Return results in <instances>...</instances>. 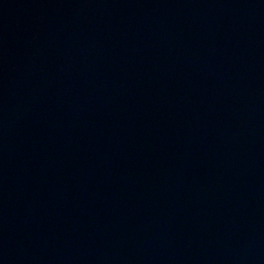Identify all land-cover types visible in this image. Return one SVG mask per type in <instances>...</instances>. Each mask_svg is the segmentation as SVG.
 I'll list each match as a JSON object with an SVG mask.
<instances>
[{
	"label": "water",
	"instance_id": "1",
	"mask_svg": "<svg viewBox=\"0 0 264 264\" xmlns=\"http://www.w3.org/2000/svg\"><path fill=\"white\" fill-rule=\"evenodd\" d=\"M0 264H264V0H0Z\"/></svg>",
	"mask_w": 264,
	"mask_h": 264
}]
</instances>
